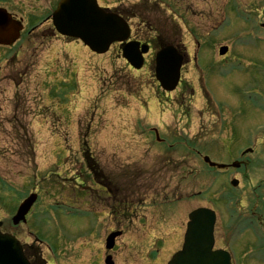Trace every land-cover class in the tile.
<instances>
[{
	"label": "rangeland",
	"instance_id": "374dc122",
	"mask_svg": "<svg viewBox=\"0 0 264 264\" xmlns=\"http://www.w3.org/2000/svg\"><path fill=\"white\" fill-rule=\"evenodd\" d=\"M57 2L0 0L25 30L38 27L14 47L0 48L2 230L39 264H104L107 255L114 264H167L181 247L187 215L206 207L218 214L217 246H230L226 198L220 200L224 192L215 187L204 195L214 177L201 158L207 154L224 164L253 150L237 206L248 208L256 194L264 203V187L252 192L264 180V51L253 46L251 26L233 11L238 2L250 9L252 0H101L126 14L131 38L153 45L139 72L128 68L117 46L104 56L90 55L79 42L56 37L50 22H43ZM201 41L200 63L192 68ZM160 43L189 57L180 89L167 96L154 78ZM225 46L231 57L222 63L218 49ZM235 71L241 76L226 77ZM196 80L225 107L210 104ZM88 160L117 179L112 189L118 193L109 201L92 191ZM32 193L38 198L27 223L13 227L17 206ZM59 206L79 216L69 211L65 217ZM115 231L121 237L107 252L106 236Z\"/></svg>",
	"mask_w": 264,
	"mask_h": 264
},
{
	"label": "water",
	"instance_id": "95a60500",
	"mask_svg": "<svg viewBox=\"0 0 264 264\" xmlns=\"http://www.w3.org/2000/svg\"><path fill=\"white\" fill-rule=\"evenodd\" d=\"M52 22L59 34L81 40L97 54L105 53L112 43L124 42L129 36L126 24L116 15L98 9L95 0H61L54 10ZM20 30V24L10 20V16L0 9V45L14 44ZM137 48V44H128L123 50V56L135 68L141 66L135 53ZM146 51V47L142 48L143 53ZM181 61V57L169 46L157 54V76L169 91L177 84ZM35 200L36 196L32 195L21 204L12 219L13 225L25 222V216ZM188 220L183 247L168 264H230L227 254L212 251L213 212L198 209L188 216ZM116 236L117 233L110 236L107 249L113 247ZM105 263L112 264L109 258ZM0 264H28L19 243L7 234H0Z\"/></svg>",
	"mask_w": 264,
	"mask_h": 264
},
{
	"label": "flooded vegetation",
	"instance_id": "af4514ba",
	"mask_svg": "<svg viewBox=\"0 0 264 264\" xmlns=\"http://www.w3.org/2000/svg\"><path fill=\"white\" fill-rule=\"evenodd\" d=\"M260 11V15L258 14V16H256L254 20V30L256 32H259L257 26H260L264 29V22L262 23V21L259 20L260 16H262L264 13V5ZM238 162L239 166L235 170L227 169L223 171L222 175L224 176L222 177V179L220 181L216 179L213 183V185H216L219 188V192H222L226 189L231 190L228 186L231 180H237V188L239 187L240 179L242 178L243 174L246 173L248 176L251 175L250 172L252 170L253 164L252 160L246 157V154H241ZM262 187H264V180H260L259 182H257V186L255 188H252V192H260ZM252 201L254 202L253 206H250L248 208L240 206L234 211V213L237 214V221L226 222V225L235 227L238 223V220H240L241 218H249V220H244L238 223V226L241 227L239 236L232 237L231 235H228L227 232H225V238L227 239V242L230 243V246L220 247L219 245V249L227 251L229 253L231 257V264H262L261 259L257 257L261 256L264 259V210L260 208L261 204L262 206H264V203L261 202L258 194L252 196ZM114 217L117 218V216H115V213Z\"/></svg>",
	"mask_w": 264,
	"mask_h": 264
}]
</instances>
